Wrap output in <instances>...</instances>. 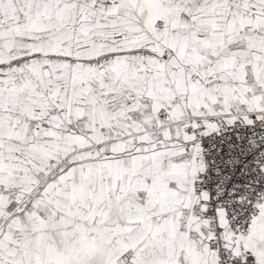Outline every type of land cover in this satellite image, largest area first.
Returning a JSON list of instances; mask_svg holds the SVG:
<instances>
[{"label":"snow or ice","instance_id":"1","mask_svg":"<svg viewBox=\"0 0 264 264\" xmlns=\"http://www.w3.org/2000/svg\"><path fill=\"white\" fill-rule=\"evenodd\" d=\"M0 264H264V0H0Z\"/></svg>","mask_w":264,"mask_h":264}]
</instances>
